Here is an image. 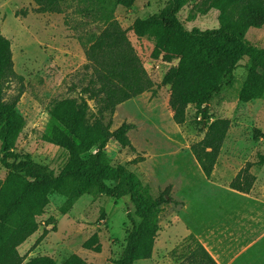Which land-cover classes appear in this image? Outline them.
Wrapping results in <instances>:
<instances>
[{"label":"rangeland","instance_id":"374dc122","mask_svg":"<svg viewBox=\"0 0 264 264\" xmlns=\"http://www.w3.org/2000/svg\"><path fill=\"white\" fill-rule=\"evenodd\" d=\"M166 2L136 0L126 8L117 0H0V32L10 40L13 68L20 76L7 83L5 97L11 99L21 90L16 108L25 121L14 153L30 155L55 174L61 170L68 153L42 138L51 106L76 96L78 88L71 89V84L81 81L77 71L89 61L105 30L118 24L126 30L152 86L115 106L111 129L131 123L127 135L132 148L110 140L105 154L110 164H124L133 171L152 198L170 185L173 200L156 213L159 230L151 257L134 264H197L187 262L196 241L225 264L227 253L262 227L258 223L263 210L258 205L264 196V162H257L264 155V97L239 100L248 61L243 57L234 69L233 83L202 106L208 119L189 106L184 123H175L168 105L169 86L162 85L161 79L177 60L152 59V42L138 38L130 29L135 18L158 12ZM217 14L209 0H184L178 11L186 29L216 27ZM246 39L264 48V26L250 28ZM89 104L94 112V103ZM222 117L230 120V126L212 174L206 178L190 146L202 138L209 121ZM246 163L255 179L249 193L242 194L230 189L229 183ZM6 172L0 164V182ZM64 201V196L50 194L45 211L37 217V231L18 247L24 261L48 255L60 263L77 254L93 264H116L132 227L131 218L139 221L132 201L84 194L61 213ZM44 230L46 235L37 242ZM94 233L100 251L84 247ZM240 263L264 264V255L245 254L231 264Z\"/></svg>","mask_w":264,"mask_h":264},{"label":"trees","instance_id":"16d2710c","mask_svg":"<svg viewBox=\"0 0 264 264\" xmlns=\"http://www.w3.org/2000/svg\"><path fill=\"white\" fill-rule=\"evenodd\" d=\"M135 1L117 3L129 8ZM183 1L167 0L158 12L137 17L130 26L138 38L152 42V59L177 60L161 79L162 85L169 86L168 105L173 121L184 123L189 106L208 119L202 106L233 83L234 69L243 57L248 61L239 100L264 97V48L246 39L250 28L264 26V0H209V7L218 12V25L208 29L184 27L178 15ZM77 72L81 81L71 84V89L78 88L76 96L54 101L42 135L45 141L68 153L65 164L55 174L30 155L14 153L25 124L16 108L21 90L11 99L5 95L7 83L20 76L13 68L10 40L0 32V164L7 170L0 182V264H93L77 254H70L60 263L48 255L24 261L18 247L37 231V217L45 211L52 193L65 197L59 207L61 213L84 194L129 198L139 221L131 218L132 227L116 264H134L151 257L159 230L156 213L164 203L173 201L170 185L156 197L148 196L133 171L124 164L108 162L105 148L110 140L132 148L127 135L133 127L131 123L123 122L111 129L114 108L150 89L152 81L126 30L118 24L105 30L89 61ZM89 101L94 103V112ZM229 126L228 118L209 121L202 138L190 146L206 178L212 174ZM262 162L264 155L257 164ZM249 168L250 163H246L230 181L229 188L248 193L255 179ZM46 233L44 230L37 242ZM196 243L187 256L188 263L218 264L200 242ZM84 247L100 251L96 233L84 242Z\"/></svg>","mask_w":264,"mask_h":264},{"label":"crops","instance_id":"0c3cea01","mask_svg":"<svg viewBox=\"0 0 264 264\" xmlns=\"http://www.w3.org/2000/svg\"><path fill=\"white\" fill-rule=\"evenodd\" d=\"M234 191H236V190H234ZM237 192H239V191H237ZM248 193H242V194H248ZM254 206H255V211H256L257 210V206L256 205H254ZM258 206L263 210V211H261V215H260L261 220L258 223V224L262 225L261 229L258 231V233L255 236L249 237L247 240H245V242L242 243L241 246L238 247L237 250H234L232 248L227 253V256H228L229 260L225 264H231L233 262L235 263L237 261L238 257H242L245 254H246V256L253 255V253H255V255L257 253L264 255V196L260 199V202H259ZM253 213L254 212L251 213V215H250L251 217L255 216V213L254 214ZM209 253L211 254V256L215 259V261L218 264H221L216 259V257H219L218 254H213L211 251ZM240 264H242V263H240Z\"/></svg>","mask_w":264,"mask_h":264}]
</instances>
